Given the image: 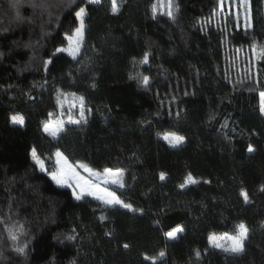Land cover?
Segmentation results:
<instances>
[{"label": "trees", "instance_id": "trees-1", "mask_svg": "<svg viewBox=\"0 0 264 264\" xmlns=\"http://www.w3.org/2000/svg\"><path fill=\"white\" fill-rule=\"evenodd\" d=\"M157 1L118 0L113 15L111 0H20L19 9L0 0V264H152L145 255L156 264H264V56L252 61L253 45L264 46V0H249L247 26L232 12L216 15L218 0H172V19L167 10L153 17ZM78 6L88 15L73 59L56 49L67 45ZM145 52L150 66L133 67ZM57 89L84 96L92 111L47 141L71 163L124 169L125 188H112L142 213L77 201L35 165L33 148L47 172L53 165L43 123L59 110ZM14 114L23 125L11 121ZM169 132L184 142L170 146L160 138ZM153 141V182L180 204L136 193L148 171L141 152ZM189 173L200 182L181 189ZM241 222L248 230L242 253L209 244L210 234H235ZM177 226L184 231L168 239ZM24 245V254L16 251Z\"/></svg>", "mask_w": 264, "mask_h": 264}, {"label": "snow or ice", "instance_id": "snow-or-ice-1", "mask_svg": "<svg viewBox=\"0 0 264 264\" xmlns=\"http://www.w3.org/2000/svg\"><path fill=\"white\" fill-rule=\"evenodd\" d=\"M101 2V0H81V4H87V5H97ZM158 4L163 7L164 6V0H158L157 3H153L151 6L153 17L155 18V15L158 11ZM11 6L13 8L19 9L20 7V0H11ZM172 0H167V15L170 19L173 17L172 12ZM111 12L113 15L118 14L119 7L117 0H111ZM87 9L85 6H78V9L74 10V23L73 28L74 33L66 34L65 39L68 41V48L60 47L56 49V52H65L67 51L68 55H70L73 59H76L77 54L79 53V49L81 44L83 43V36L86 29L85 26V20L87 17ZM17 19H21L19 16V12H17ZM253 51L256 52V46L253 45ZM259 55L264 56V46H261L259 49ZM149 52H145L143 54V57L141 60L137 61L135 57L132 58V64L133 67L136 66L137 63L141 65H149ZM51 63V60L45 61V70H47V65ZM136 76H141L140 73H136ZM136 76H133L132 74L129 75V79H135ZM140 83L142 87H144L146 90L152 87L150 77L148 75H143L142 79L140 80ZM71 95L75 98V100L79 101L78 105V118H74L73 115H69V118L67 120L68 124H74L79 125L82 122H87V114L92 111L91 108L87 106L85 97L80 95L77 96L75 92L72 93H65L62 92L60 89L56 90V103L57 108L59 109V115L63 116V102L62 97H66ZM260 101H261V112L264 113V91L260 92ZM72 107H77L75 102H73ZM54 116L53 112L48 113V121L43 123V129L46 134H49L54 139L59 138V132H62L64 130V124L65 121L63 120H57L55 123L57 127L55 130L50 131V124H51V118ZM11 121L14 124H21L24 123V118L21 114H14L10 117ZM211 119H215V116L213 115ZM145 123H151V121H146ZM222 127H227V123L222 125ZM159 135V134H158ZM163 139L172 147H177L179 144H182L184 142V137L179 136L174 132L165 133L163 135ZM248 151L251 153L254 151L251 145L248 147ZM55 157L54 162V170L50 173V178L52 181H54L57 185L60 186H67L69 188H72V195L75 200L79 201L82 200L85 197H91L94 200L98 201L101 206L104 208H112L119 206L120 208L126 209L129 212H143L142 209H136L133 207V205L129 202H125L121 197L117 194V191L115 189H124L125 183L123 180L124 177V169H116L115 171L111 168L105 167L103 171H96L93 168L89 167L85 163L77 162V167L83 169L88 174V179H85L82 177L79 172H77L76 167L73 166L72 163L69 162V159L63 152H61L59 149L55 151L53 154ZM32 159L35 163V165L40 169V171L44 172L47 169V165L44 161V159L41 157V155L37 152L35 148L31 151ZM166 173L161 172L159 174V179L161 181H164L166 179ZM200 181L197 180L192 176L191 173H189L184 182L179 185L181 189H184L185 187L189 185H194L199 183ZM204 183H209V181H203ZM109 185L115 186V189L110 188ZM261 191H264V186L261 187ZM241 197L244 199V201L247 203L249 201L248 193L245 190H241L240 193ZM100 220L103 221L106 219V216L101 215ZM184 229L180 226H177L176 228L168 231L165 233L166 237L170 240H175L177 238V234L183 232ZM247 227L246 225L241 222L240 224L236 225V235H229L228 233L222 234L220 237H218L215 233H212L209 235V243L210 245L214 247H220L221 245L219 243H216L218 239L220 240H228L231 241L230 249L226 248L225 250H230L233 253H242L244 251L243 247V241L247 239ZM74 237H69V239H73ZM11 239L13 241L18 240L17 235H11ZM27 245L17 247L16 251H18L20 254H24L25 248ZM125 248H128V244H124ZM195 255L197 258L200 256V252L197 250ZM165 256L164 251L159 252V258H163ZM145 260H151L152 264H156V261L158 257H149L148 255L144 256Z\"/></svg>", "mask_w": 264, "mask_h": 264}, {"label": "rangeland", "instance_id": "rangeland-1", "mask_svg": "<svg viewBox=\"0 0 264 264\" xmlns=\"http://www.w3.org/2000/svg\"><path fill=\"white\" fill-rule=\"evenodd\" d=\"M158 10H160V11L167 10V0H164V6L163 7H161L158 4ZM230 12L233 13V15H234V17H235V19L237 21H241L243 26H247L249 24V21H250L249 0H218V11H217L216 15L220 16L222 14L221 16H223V15L229 14ZM73 33H74V31H73ZM81 46H82V44H81ZM81 46H80V49H81ZM68 47H69V45L67 43V45L64 48H68ZM80 49H79V52H80ZM64 53H67V51H65ZM258 54H259V52H257V50H256L255 53L253 51V53H252L253 60L252 61H255L257 59ZM250 58L251 57L249 56V58H247V59H250ZM243 59H244V57H243ZM259 101H260V95H259ZM62 102H63L64 115L60 116L59 115V110H58V112L51 118L50 131L55 130V128L57 127L55 122L58 119L65 121V124H64V128H65V126H67V125H74V124H68L67 123V120H68L70 114L73 115L74 118H78V115H79V112H78L79 101L75 100L74 97L69 95V96H66V97H62ZM73 102H75L77 107H72ZM260 108H261V101H260ZM262 115L264 116V113H262ZM60 133L61 132H59V134ZM43 134H44V136L46 138L48 156H49L50 160L52 161V163L54 165L55 157H54L53 154L55 153L56 150L47 141L48 137L49 138L50 137L53 138V137L50 136L49 134H46L44 129H43ZM160 138L163 139V135L160 136ZM141 157L147 162L148 171L146 173H140L139 176H138L137 185H136V193H137V195H143V194L151 195L154 199H160L161 202L163 203V205H165V206H170V205L182 203V201L180 200V198L177 195L165 196L160 191L159 185L157 183L153 182V177H154L155 170H156L154 141L148 148L144 149L141 152ZM72 164H73L74 167H76L77 172H79V174L82 177H84L85 179H88L87 172H85L83 169L77 167V163H72ZM53 165L51 167V171H49V172H47V170L44 171V172L48 173L49 176H50V173L54 170ZM58 186L59 187L69 188L67 186H60V185H58ZM109 187L112 188V187H115V186L109 185ZM69 189L72 191V188H69ZM178 234H180V233H178ZM232 235L234 236V235H236V233L232 234ZM217 236L220 237L221 235H217ZM244 241H243V243H244ZM216 243H219L221 245L220 247H215V248H217L219 250H222V251H225V252H228V253H232V254H240V253H233L230 250H225L226 248L230 249L231 241L218 239L216 241ZM212 247H214V246H212Z\"/></svg>", "mask_w": 264, "mask_h": 264}, {"label": "crops", "instance_id": "crops-1", "mask_svg": "<svg viewBox=\"0 0 264 264\" xmlns=\"http://www.w3.org/2000/svg\"><path fill=\"white\" fill-rule=\"evenodd\" d=\"M260 94V93H259Z\"/></svg>", "mask_w": 264, "mask_h": 264}]
</instances>
